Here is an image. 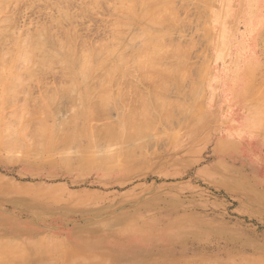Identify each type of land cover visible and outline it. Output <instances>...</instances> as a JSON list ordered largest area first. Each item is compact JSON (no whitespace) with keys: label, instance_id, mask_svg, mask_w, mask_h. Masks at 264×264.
Returning <instances> with one entry per match:
<instances>
[{"label":"rangeland","instance_id":"obj_1","mask_svg":"<svg viewBox=\"0 0 264 264\" xmlns=\"http://www.w3.org/2000/svg\"><path fill=\"white\" fill-rule=\"evenodd\" d=\"M57 1L0 0V34H8L6 39L5 35L1 39H5L3 46L0 44V69H3L0 70V134L17 131L13 149L0 146V252L10 247L11 253L21 250L25 256L17 254L18 258L12 259L6 251V256L0 255V264H70L67 255L83 249L91 250L93 256L102 260L101 264H264V137L256 122L264 115V95L260 97L261 92L264 94V0H175L174 4L180 7L176 9L175 5L180 24L177 22L174 25L178 24L177 27L166 32L164 26L141 23L137 0L136 8L132 0L128 8L124 7L126 3H118L122 0ZM138 14L140 20L136 19ZM129 16L134 21L127 20ZM58 20L63 22L56 24L54 21ZM144 24L152 26L146 29L148 26ZM134 26L136 34L131 33ZM156 30L163 32L155 34ZM116 31L119 35L115 36ZM160 35L165 36L162 39L166 45L170 44L167 47L174 44L179 51L182 48L188 52L187 58H182L188 67L187 82L170 92L171 97L183 100L186 106L179 111L184 113L176 108L175 115H171L175 117H169L166 123L161 112H155L157 107L151 105L154 111L149 112L150 121L158 119L147 130L155 132L157 138H152L154 134L146 130L151 140L142 138L143 135L142 139H127L129 146L126 139L122 140L126 145L120 141L115 145L116 139L107 142L103 130L106 121L112 119L110 122L118 124L125 115L139 113L143 98L139 88L147 95L149 104L152 102L154 107L158 104L149 98V82L143 81L142 72L130 64L133 67L127 66L126 75L117 71L113 74L117 83L108 90L113 105L110 103L107 108L111 116L107 109L103 113L95 107L96 116L91 122L88 115L93 110L86 106V101L93 98L98 106L100 100L97 94L89 95V83L96 90L105 80L107 69L98 65L101 58L111 55L104 56V50L115 51L111 47L118 41L115 47L118 49L112 54L119 53L118 59L129 57L130 60V56L132 59L143 48L141 42L146 37ZM140 36L145 39H139ZM26 38L27 43L46 41L45 51L50 52L45 53L50 58L44 64L38 52L32 61H22L24 65H21L20 53ZM110 39L115 40L114 46L108 42ZM62 43L70 44L73 53L65 52ZM139 46L142 47L138 49ZM135 47L138 51L131 52ZM81 51L91 53L94 58L88 65L86 81H91L88 83L84 75L78 74L81 59L76 57L78 62L69 59L80 57ZM95 54L100 58H95ZM114 55L106 62L109 66L102 63L105 68L116 66ZM55 61L60 62L57 65ZM95 67L102 70L94 71ZM30 69L33 72L29 73ZM23 74L32 76L27 78ZM65 74L73 76V81ZM20 75L27 79L22 80ZM69 79L75 85H69ZM195 83H202L201 88L195 85L202 89L197 95L193 93ZM66 84L76 88V93L71 87L61 91ZM13 96L14 103H8ZM69 108L82 117L71 113ZM154 114L157 117L153 118ZM16 117L21 118L19 123ZM67 119H76L79 124L61 125ZM9 121L11 124L4 125ZM128 122L124 120V132ZM75 124L81 125L82 131L77 129L82 138L75 140V136L71 138L75 141L69 143L64 140L63 132L72 134L71 127L74 130ZM60 125L72 126L61 128ZM90 126L98 132L88 135ZM29 132L33 134L27 135ZM35 140H39L37 144ZM132 141L144 147L140 145L138 150L139 145ZM96 142L104 149L97 148ZM64 146L69 147L68 157L63 155ZM125 149L132 151V157L109 165L95 159L97 151ZM120 236H124L121 241L116 239ZM14 242L17 244L13 245Z\"/></svg>","mask_w":264,"mask_h":264},{"label":"bare ground","instance_id":"obj_2","mask_svg":"<svg viewBox=\"0 0 264 264\" xmlns=\"http://www.w3.org/2000/svg\"><path fill=\"white\" fill-rule=\"evenodd\" d=\"M15 1V0H14ZM55 2H58L57 0H54ZM60 1V0H59ZM64 0H62L61 2H63ZM65 1H67V0H65ZM64 1V2H65ZM118 1H121V0H117V2ZM129 1L130 0H127V2H126V0L124 1V0H122L121 2H118L119 4L121 3V5H124V3H126V5H124V7H126V8H128V6H127V4H132L133 2V6L135 5V3L137 2V1H139L140 2V4L139 5H137L138 3H136V5L139 7V8H136L135 6H134V8H136V9H140L141 8V10H140V12H141V23H149V24H157V26L159 25L160 27L161 26H164V31L166 32V30L167 29H171L172 30V28L174 27V25L178 22V19H177V15H179L178 14V11L176 10V9H180V7L178 8L177 7V5H176V3L174 4V1L175 0H132L133 2H131V3H129ZM136 1V2H135ZM180 1V0H179ZM192 1V0H191ZM193 1H195L196 2V0H193ZM198 1H200V0H198ZM13 2V1H12ZM124 2V3H123ZM181 2V1H180ZM183 2H184V0H183ZM185 2H186V0H185ZM94 3H97V1L96 2H94ZM179 3V2H178ZM190 3H193V2H190ZM57 4V3H56ZM66 4V3H65ZM64 4V5H65ZM186 4V3H185ZM185 4H181L182 6L184 5L185 6ZM197 4V3H196ZM1 5V4H0ZM119 6L118 5V7H121L122 8V6ZM175 5H176V9H175ZM187 5H189V4H187ZM4 6V5H3ZM132 6V7H133ZM183 6V7H184ZM60 7H61V5H60ZM66 7V6H65ZM64 7V8H65ZM123 7V8H124ZM129 7H130V5H129ZM185 7H187V6H185ZM1 8V7H0ZM4 8H7V7H5L4 6ZM4 8L2 9V10H4ZM121 8H119L120 10H121ZM122 8V9H123ZM125 9V8H124ZM123 9V10H124ZM184 9H187V8H184ZM7 10V9H6ZM5 10V11H6ZM119 10V11H120ZM123 10H121V11H123ZM182 10V9H181ZM125 11V10H124ZM133 14H135V13H133ZM132 14V15H133ZM140 14V13H139ZM139 14H138V16H137V18L136 19H138L139 18ZM56 16V15H55ZM135 16H136V14L134 15V18H135ZM9 17H11V16H9ZM58 17H59V15H58ZM66 17V16H65ZM7 18H8V16H7ZM59 18H61V17H59ZM59 18H57V19H59ZM64 18V17H63ZM129 18H130V16H129ZM140 18H139V20H140ZM67 19V18H66ZM131 19H133L132 17L130 18V19H127V20H131ZM54 20H55V17H54ZM139 20H136L137 22L139 21ZM142 20L144 21V22H142ZM52 21H53V19H52ZM61 20H58V21H54V22H56V24H58L59 22H60ZM116 21V20H115ZM132 21H134V19L132 20ZM61 22H63V20L61 21ZM140 22V21H139ZM119 24V26H121L120 25V22L118 23ZM143 25L144 27L146 26H148L146 29H148L150 26H152V25ZM178 24H180V22H178ZM177 24V25H178ZM115 25V24H114ZM117 25V24H116ZM123 25H126V24H124L123 23ZM131 25V27H132V25L133 24H130ZM177 25L175 26V27H177ZM44 26V25H43ZM48 26V25H47ZM56 26V25H55ZM135 26H137L136 24H135ZM135 26H134V31H132L131 33H133V34H136L135 33ZM57 27V26H56ZM131 27H129V29H131ZM174 27V28H175ZM113 28V27H112ZM121 28H124V27H121ZM155 28H158V27H155ZM161 28H163V27H161ZM1 29V28H0ZM40 29V28H39ZM117 29H120L119 27L117 28ZM138 29V28H137ZM141 29V28H140ZM9 30V29H8ZM8 30H6V31H8ZM12 30V29H11ZM38 30V29H37ZM36 30V31H37ZM174 30V29H173ZM131 31V30H130ZM167 31H169V30H167ZM26 32H28V31H26ZM119 31H116V34H115V36L116 35H119V33H118ZM121 32V31H120ZM123 32V31H122ZM149 32V31H148ZM150 32H151V30H150ZM162 33L163 31H159L158 30V33ZM9 33V32H8ZM29 33V32H28ZM157 33V30H156V32H155V34H158ZM26 34V33H25ZM24 34V35H25ZM30 35H31V33H29ZM28 34V35H29ZM121 34V33H120ZM151 34V33H150ZM150 34H147V35H150ZM153 34V33H152ZM151 34V35H152ZM155 34H153V35H155ZM165 34V33H164ZM5 34H0V44L2 43L3 44V41L5 42V39H6V37H7V35H5ZM32 35H34L33 33H32ZM71 35H73V34H71ZM112 35H113V33H112ZM150 35V36H151ZM3 36L5 37V39L2 41L1 39H3ZM57 36V35H56ZM127 36V35H126ZM52 36L50 35V38H51ZM69 37V36H68ZM70 37H72L73 38V36H70ZM118 37V36H117ZM120 37V36H119ZM130 37V36H129ZM21 38V37H20ZM32 37H30V39H31ZM63 38V37H62ZM116 38V37H115ZM125 38V37H124ZM139 39L140 38H143L142 36H140V37H138ZM138 38H136V39H134L132 42L134 43V41L136 42V40H138ZM165 38V36H163V35H160L159 37H152V39H147V37H146V39H145V37L143 38V39H145V41L144 42H141V43H144L143 45V48L141 49V50H137V47H135V49H134V51L132 50L131 52H135V50H136V54L133 56V58L131 59V56H130V60H129V57H127V58H119L118 59V57L120 56V55H118V54H116V56L114 55V54H112V52L114 51L113 49H115V51L118 49V47H117V49L115 48L116 46H118L117 44H118V41H116L117 42V44H116V46H114L115 44L113 43V41H115V40H111L110 39V41H108L109 43L110 42H112L111 43V46H114V47H111L109 44H108V46L107 47H111L112 48V52L110 51V50H108V52H107V49L106 50H104L103 52V55L105 56L106 55V53H109V56L111 55H114V57L116 58V60L115 59H113V63H114V60L115 61H117V63H116V66L114 67H109V68H105V66L107 65V61L109 60V58L111 57H107L106 59H102L101 58V60L102 61H99V65L98 66H102V68H104V69H107L106 70V76H105V80L104 81H102L103 82V84H102V86H100L99 87V89L97 90H95L93 87H90V83H89V88L91 89L89 92H90V96L91 95H93V94H97L98 95V98H99V100H100V102L98 101V103H96V104H98V106L97 105H95V102H93L92 100H93V98H92V100H87L86 101V106L88 105V108L90 109V111H91V109L93 110V111H91L90 113H89V115H88V119L89 120H91V122H92V119H93V117H95L96 115H94V112H96V110H95V107H97V109L98 110H103V113H105L104 111V109H107L108 108V106L110 107V103H111V105H112V101H111V96H110V94H109V92H108V90L111 88V84L112 85H114L115 83H117V82H115L116 81V79L114 78V76H113V74L114 73H116V71H117V73L119 72L120 74H123V76H124V74L126 75L127 73L125 72L124 73V70H126V68H128L127 66H129L130 64L131 65H134L135 67L134 68H136L138 71H141L142 72V80L143 81H146V82H149V84L151 85H149L150 87H151V94H148V93H146V94H148L150 97V100L151 101H153V103H157L158 104V106L157 105H155V107L153 106V104H149V102L146 100V96L147 95H144V93H143V91L139 88V92H140V94H141V96L143 97V98H141V108H140V111H139V113H137L136 112V114H134V113H131L132 111H130V113L132 114V116L130 117V115H128L127 114V116L129 117H127L126 115V117L128 118H125V116H124V119L121 121V122H119L118 124L117 123H115L114 121H111L110 122V120H112V119H110L109 121H106L107 122V124L105 123V125H106V128H105V126H104V128H103V130L106 132L105 133V135H106V138H108L107 139V142L108 141H112V140H115L116 142H113L114 144L116 143L117 145L120 143V142H123L122 140H125V143L127 142V139H132L133 140V138H141L143 135V137L142 138H147V139H149V137H150V131H148L147 129L150 127V124H151V122L153 121L154 122V120H156V119H158V117L155 115L153 118H155V117H157L156 119H154V120H152V121H150L151 120V118H150V116H149V112H150V110H151V108L153 107V108H155L156 109V107H157V109L155 110V112L156 111H158V113L160 114V112H161V114H162V121H163V117L165 118V121H166V119H168L169 120V117H170V119L171 118H174L175 116H171V115H173L174 114V112H175V109L176 108H178L177 110L179 111V109H182L183 108V106H186V105H184V103H182V101L183 100H178L177 98H174V97H171L170 96V92H171V89L173 90L174 88H179L180 87V84L183 82H187V80L185 79V78H188L189 77V73H188V67H185V66H187V65H185V62L183 61V59H185V58H187V55H188V52L186 51H183L182 50V48H180L181 50L179 51V48H177V47H173V45L174 44H171L172 46L171 47H167V45L169 44H167L166 45V43H165V41L163 40V39ZM8 39V38H7ZM40 39V38H39ZM54 39H55V37H54ZM114 39V38H113ZM119 39H121V38H119ZM118 39V40H119ZM128 39V38H127ZM167 39V38H166ZM26 40V42L24 41V44H23V47H22V49L21 50H23V52L22 53H20L21 54V59H19V61H21L20 63H21V65L23 66L24 64H22V61H23V63H29L30 61H32L33 59V57H35V56H38L37 55V53L39 52V56L41 57L40 58V61L41 62H43V64H44V61L47 59V58H50L49 57V55H48V53H45V52H50V51H45V50H47V49H45V44L44 43H46V41L44 42V41H34V42H32V43H27V42H29L28 40V38H26L25 39ZM42 40H44V39H42ZM51 41H52V39H50ZM58 40H60V38H58ZM62 40V39H61ZM60 40V41H61ZM122 41V40H121ZM124 41V40H123ZM122 41V42H123ZM127 41V40H126ZM48 42V41H47ZM131 42V41H130ZM15 43V42H14ZM124 43V42H123ZM138 43V42H137ZM140 43V44H141ZM1 44V45H2ZM18 44V43H17ZM48 44V43H47ZM106 44V43H105ZM104 44V45H105ZM113 44V45H112ZM125 44V43H124ZM124 44H123V46H124ZM9 45V44H8ZM122 45V44H121ZM136 45V44H135ZM137 45H139V44H137ZM170 45V44H169ZM3 46V45H2ZM6 46V45H5ZM55 46V45H54ZM60 46H61V48L63 49V50H65V52H69V53H73L72 51H73V48L71 49V45L70 44H68V43H62V44H60ZM126 46V45H125ZM175 46H176V44H175ZM9 47V46H8ZM55 47H57V45L55 46ZM102 47L103 46H101L100 47V51H101V49H102ZM119 47H121V46H119ZM140 47H142V46H139L138 47V49L140 48ZM4 48V47H3ZM11 48V51H13L12 50V48L13 47H10ZM60 48V47H59ZM58 48V49H59ZM110 48V49H111ZM166 48H169V50H170V48H172V51L170 50V52H169V50L167 51L166 50ZM8 49V48H7ZM61 49V50H62ZM120 49V48H119ZM124 49V48H123ZM5 49H3V51H4ZM70 50H71V52H70ZM82 50V49H81ZM120 50H122V48L120 49ZM3 51H1V52H3ZM97 51H99V50H97ZM97 51H96V53H97ZM99 51V52H100ZM114 51V52H115ZM123 51V50H122ZM63 52V51H62ZM64 52V53H65ZM94 52V51H93ZM113 52V53H114ZM52 54H55L54 52H51ZM51 53H50V55H51ZM76 53V52H75ZM82 54V55H80V54ZM78 54L80 55V57L79 56H75V58H73V57H71V58H69V59H71L70 61H72V59H75L74 60V62L75 61H79V59L78 58H80L81 59V62L79 61V66L80 67H78L79 68V70L77 69V68H74V69H77L78 71H80V73H78L79 75L81 74V76H83V77H85V83L88 81V79H87V81H86V75H87V73H88V71H89V69L88 68H90V67H88V65H90L91 63H92V60L94 59L92 56H91V53L90 54H86V53H83V51H81V52H79ZM98 54V53H97ZM95 54V58H97L98 57V55L99 56H101L100 54ZM131 53H129V54H125V55H130ZM4 55V57H5V55H7V54H3ZM10 55V54H9ZM46 55H48V57L46 56ZM73 55V54H72ZM76 55V54H75ZM133 55V54H132ZM71 56V55H70ZM122 56V55H121ZM76 57H78L77 59L78 60H76ZM122 57H124V55L122 56ZM59 58V57H58ZM100 57H98L97 59H99ZM183 58V59H182ZM56 59V58H55ZM54 59V60H55ZM112 59V58H111ZM110 59V60H111ZM175 59V60H174ZM49 60L50 59H48V61L47 62H49ZM188 60V59H187ZM51 61H53L52 59H51ZM95 61V63H96V59L94 60ZM35 62H37V61H35ZM34 62V63H35ZM60 62V61H59ZM59 62H57V61H55V63L58 65V63ZM14 63V62H13ZM33 63V64H34ZM40 63V62H39ZM67 63V62H66ZM102 63H105L104 65H102ZM56 64L54 65V66H56ZM69 64V63H68ZM75 64V63H74ZM29 65V64H28ZM76 65V64H75ZM94 65V64H93ZM92 65V66H93ZM35 66V65H34ZM33 66V67H34ZM104 66V67H103ZM107 66H109V65H107ZM106 66V67H107ZM17 67V66H16ZM15 67V70L17 69ZM39 67H41V65H39ZM75 67H77V66H75ZM129 67H133V66H129ZM2 68V67H1ZM30 68H32V66L30 67ZM96 69L94 70V71H99V69L101 68H97V67H95ZM187 68V69H186ZM22 69V68H21ZM0 70H3V69H0ZM18 70V69H17ZM67 71H68V69H66ZM66 70H64V71H66ZM102 69H100V71H101ZM129 70V69H128ZM38 71V70H37ZM66 71V72H67ZM2 72V71H1ZM5 72V71H4ZM31 72H33V70L31 71V69H30V72L29 73H31ZM35 72V71H34ZM66 72H64V73H66ZM69 72V71H68ZM196 72V71H195ZM3 73V72H2ZM36 73V72H35ZM34 73V74H35ZM38 73H39V71H38ZM94 73V72H93ZM187 73H188V76H187ZM37 74V73H36ZM68 75L70 74V73H67ZM119 74V75H120ZM199 74V73H198ZM25 74H23V76H24ZM64 75V74H63ZM66 75V74H65ZM93 75V74H92ZM116 75V74H115ZM0 76H1V78H2V75L0 74ZM21 76V75H20ZM23 76H21V78H22V80H25V78L23 77ZM25 76H27V75H25ZM30 76H32V75H30ZM30 76H27V78L28 77H30ZM67 76V75H66ZM71 76V75H70ZM70 76H67L68 78H70ZM104 76V75H103ZM103 76H101V79H102V77ZM187 76V77H186ZM191 76V75H190ZM9 77V76H8ZM82 77V78H83ZM117 77H119L118 76V74H117ZM20 77L18 76V79H19ZM24 78V79H23ZM26 78V79H27ZM73 76L70 78L72 81H73ZM87 78H89V77H87ZM91 78V77H90ZM89 78V79H90ZM124 78V77H123ZM15 79H16V77H15ZM17 79V80H18ZM70 79H69V81H70ZM91 79H93V78H91ZM97 79V78H96ZM186 81H185V80ZM9 80V79H8ZM35 80V79H34ZM34 80H32V81H30V82H33ZM83 80V81H84ZM95 80V79H94ZM103 80V79H102ZM12 81V80H11ZM13 81H15L16 82V80H13ZM19 82H20V80H18ZM72 81H70V82H68V83H70L69 85H75V83L73 82L72 83ZM80 81H81V79H80ZM82 82V81H81ZM88 82H91V81H88ZM87 82V83H88ZM92 82H93V80H92ZM100 80L97 82V84L98 85H100ZM115 82V83H114ZM190 82V81H189ZM200 82V81H199ZM21 83H22V81H21ZM83 83V82H82ZM85 83H83V84H85ZM96 83V82H95ZM184 83V84H185ZM92 84V83H91ZM188 84H190V85H192V83L190 82V83H188ZM188 84H186V85H188ZM201 84L202 83H199V84H197V83H195L192 87H194L195 85L196 86H198V87H200L201 88ZM19 85V84H18ZM22 85V84H21ZM20 85V87H22ZM68 84H66V86L64 85L63 87H61V89L63 88L64 89V91H65V89H67V88H69V87H71V86H69ZM95 85V84H94ZM93 85V86H94ZM186 85H184V87L186 86ZM200 85V86H199ZM25 86V85H24ZM27 86V85H26ZM183 86V85H182ZM181 86V87H182ZM195 86V88L193 89L192 87V89L193 90H195V92L193 91V93L195 94V95H197L199 92V89L197 88ZM202 86H204V84L202 85ZM8 87H9V85H8ZM28 87V86H27ZM26 87V88H27ZM81 87V86H80ZM150 87H148L147 89H149ZM11 88V87H10ZM25 88V87H24ZM30 88V87H29ZM72 89H73V87H71ZM75 88V87H74ZM189 88H190V86H189ZM18 89H20V88H18ZM58 89H60V87L58 88ZM60 89V90H61ZM63 89L61 90V91H63ZM76 89V88H75ZM75 89H73L75 92H74V94L76 93V90ZM16 90V89H15ZM28 90V89H27ZM68 90V89H67ZM66 90V91H67ZM143 90H146V89H143ZM185 90V89H184ZM201 91H202V89H200ZM65 91V92H66ZM82 91V90H81ZM117 91H119V89L117 90ZM120 91H121V88H120ZM119 91V92H120ZM149 91H150V89H149ZM197 91V92H196ZM15 92V91H14ZM24 92V91H23ZM84 92V91H83ZM122 92H123V90H122ZM188 93H189V91H187ZM190 92H191V89H190ZM110 93H112V91L110 90ZM137 93V92H136ZM175 93V92H174ZM182 93V92H181ZM192 92H191V95H194ZM201 93V92H200ZM15 94V93H14ZM108 94H109V97H108ZM171 94H173V93H171ZM177 93H175V95H176ZM180 94V93H179ZM100 95V96H99ZM264 94L261 92V95H260V97H262ZM115 96V95H114ZM183 96V95H182ZM77 97H78V95H77ZM77 97L75 98V99H77ZM9 98V97H8ZM13 99H11V97L9 98L10 99V102H8V101H6L5 100V103L6 102H8V103H10L11 104V102H13V101H11V100H14L15 99V97L13 96L12 97ZM83 98V97H82ZM90 98V97H89ZM96 98V97H95ZM94 98V99H95ZM124 98V97H123ZM189 98V97H188ZM188 98H187V100H188ZM8 99V100H9ZM18 99V98H17ZM79 99V98H78ZM28 100V99H27ZM84 100V99H83ZM113 100H114V98H113ZM16 101V100H15ZM78 101V100H77ZM79 102V101H78ZM114 102H115V100H114ZM123 102V101H122ZM188 102V101H187ZM14 103V102H13ZM16 103V102H15ZM27 103H28V101H27ZM264 103V102H263ZM25 104V103H24ZM118 104V103H117ZM152 105V107H150ZM91 108H90V107ZM113 106V105H112ZM118 105H116V107H117ZM140 106V105H139ZM26 107V106H25ZM29 107V106H28ZM28 107H26V108H28ZM77 107H79V106H77ZM120 107H121V105H120ZM119 107V108H120ZM20 108V107H19ZM72 108V107H71ZM71 108H69V110L71 109ZM74 108V107H73ZM72 108V109H73ZM80 108V107H79ZM21 110H22V107L20 108ZM72 109H71V113H74V111L72 112ZM75 109V108H74ZM185 109V108H184ZM190 110V108L189 107H187V110ZM28 110V109H27ZM64 110H68V107H67V109H64ZM95 110V111H94ZM108 110V109H107ZM118 110V109H117ZM119 110H121V108L119 109ZM172 110H174L173 112H172ZM177 110H176V112H177ZM187 110H185V113H187ZM109 111V113H108V115L110 114V110H108ZM151 111H154V109L153 110H151ZM181 111V110H180ZM179 111V112H180ZM184 111V110H183ZM183 111H181V113L183 112ZM19 112H20V116H21V112L22 111H20L19 110ZM24 112V111H23ZM124 112V111H123ZM175 112V113H176ZM14 113V112H13ZM13 113H12V115H13ZM60 113V112H59ZM61 113H62V111H61ZM68 113H70V112H68ZM76 113H78L77 111L74 113V114H76ZM80 114H82V111H80L79 112ZM121 113V112H120ZM140 113H141V117H140ZM152 113V112H151ZM154 113V112H153ZM173 113V114H172ZM184 113V112H183ZM28 114H30V113H28ZM97 114V113H96ZM99 114V113H98ZM125 114V113H124ZM134 114V115H133ZM15 115V114H14ZM16 115H17V113H16ZM71 115V114H70ZM77 115V114H76ZM107 115V116H108ZM117 115V114H116ZM122 115V114H121ZM175 115V114H174ZM27 116V115H26ZM30 116V115H29ZM65 116V115H64ZM64 116H61L62 118H64ZM66 116H68V115H66ZM77 116H79V118L80 117H82V116H80L79 114L77 115ZM109 116H111V114L109 115ZM149 116V117H148ZM17 117H18V115H17ZM16 117V119L18 120V123H19V120L21 119L20 117V119H18ZM119 117V116H118ZM121 117V116H120ZM106 118V117H105ZM109 118V117H108ZM138 118H141V119H138ZM149 118V119H148ZM3 119H5V118H3ZM47 119V118H46ZM61 119V118H60ZM99 119H101V117L99 118ZM102 119H103V117H102ZM120 119V118H119ZM254 119V118H253ZM13 120V119H12ZM17 120H16V122L15 123H17ZM84 120V119H83ZM108 120V119H107ZM124 120H127V122L128 121H130V123H129V127H128V124H127V129H126V131L124 132ZM160 120H161V118H160ZM248 120H250V119H248ZM14 121V120H13ZM41 121V120H40ZM58 121H60V120H58ZM58 121H57V124H58ZM63 121V120H62ZM62 121H60V122H62ZM95 121H97L96 119H95ZM94 121V123H96ZM103 121H104V119H103ZM116 121H118V120H116ZM157 121H159V120H157ZM251 121H253V120H251ZM11 122L12 121H9V122H6L4 125H6L7 123H9V124H11ZM24 122V121H23ZM77 123V124H79V121L78 120H76V119H67V121H65L64 122V124L63 123H61V125H65V123L66 124H74V123ZM84 122H85V120H84ZM105 122V121H104ZM114 122V123H113ZM164 122V121H163ZM254 123H255V121H253ZM256 122L259 124V126H261V128H260V131H261V134H262V136L264 137V115L263 116H261L260 118H257V120H256ZM2 122H0V124H1ZM22 123V122H21ZM99 123V122H98ZM166 123H168V121H166ZM77 124H75V125H77ZM157 124V123H156ZM4 125H3V127H4ZM14 125V124H13ZM19 126V124H16V126ZM61 125H60V127H61ZM72 125H67L68 126V128L70 127V126H72ZM74 125V127H73V129L75 130H72V127H71V131H73L72 132V134H70L71 132H68V131H66V132H68L69 134H67V133H64L63 132V134L65 135V138H64V140H67V142H69V140L71 141L72 139H73V137H75L74 139L76 140L77 139V137H79L80 139L82 138V137H80L81 135H79V134H82V133H79L78 131H80L81 130V125H77V126H75ZM17 126V127H18ZM57 126V125H56ZM66 126V127H67ZM83 126V125H82ZM11 126H9V127H7V128H10ZM60 127L58 128V130L60 129ZM63 127V126H62ZM61 127V128H62ZM65 127V126H64ZM63 127V128H64ZM65 127V128H66ZM77 127H78V129L80 128V130H78L77 129ZM7 128H6V130H7ZM11 128H13V126L11 127ZM55 128V127H54ZM76 128V129H75ZM90 128V130H88V131H86L87 133H88V135L90 134V135H92L93 133H94V131H96V129L93 131V128H92V126H90L89 127ZM22 129V128H21ZM10 130V129H9ZM15 130V129H14ZM14 130L13 131H8V132H6V131H4L3 133H1L0 134V146H2L4 149L6 148V149H9V151L11 150V149H13L15 146H16V140H15V137L13 138V136H16L15 134L17 133V131L16 132H14ZM62 129H60L59 131H61ZM84 130V129H83ZM85 130H87V128L85 129ZM146 130L149 132V134H148V136L145 134V132H146ZM82 131V130H81ZM80 131V132H81ZM101 130H99V132H100ZM14 132V133H13ZM58 132V131H57ZM78 132V133H77ZM96 132H98V129H97V131ZM147 132V133H148ZM13 133V134H12ZM22 133H24V132H22ZM101 133V132H100ZM99 133V134H100ZM32 135L33 133H27V135ZM62 134V133H57V135L58 136H60V135ZM67 134V135H66ZM77 134L79 135V136H77ZM97 134V133H96ZM101 134H103V133H101ZM151 134H154V136H152L151 135V137L153 138V137H155L157 134L155 133V132H152ZM21 135V134H20ZM37 135V134H36ZM35 135V136H36ZM56 135V134H55ZM56 135V137L54 138V141H56L57 139H58V136ZM69 135V136H68ZM145 135H146V137H145ZM68 136V137H67ZM26 137H28V136H26ZM62 137V136H61ZM67 137V138H66ZM89 137V136H88ZM158 137H159V135H158ZM29 138V137H28ZM72 138V139H71ZM141 138V139H142ZM155 138H157V137H155ZM26 139V138H25ZM30 139V138H29ZM35 139V138H34ZM99 139V138H98ZM27 140V139H26ZM75 140H72V141H75ZM90 140V139H89ZM93 139H91V141H92ZM95 140H97V139H95ZM104 140V139H103ZM149 140H151V139H149ZM39 141V140H38ZM38 141H36L35 140V144H37V142ZM100 141V140H99ZM105 141V140H104ZM120 141V142H119ZM103 142V141H102ZM118 142V143H117ZM133 142V141H132ZM150 142V141H149ZM264 142V141H263ZM70 143V142H69ZM73 143V142H72ZM90 143V142H89ZM97 143V142H96ZM95 143V144H96ZM110 143V142H109ZM128 143V142H127ZM126 143V144H127ZM129 143L131 144V141H129ZM141 143V142H140ZM143 143V142H142ZM19 144H20V142H19ZM92 144V143H91ZM93 144H94V141H93ZM115 144V145H116ZM123 144H124V142H123ZM126 144H124V145H126ZM133 144H136V142L134 141L133 142ZM139 146H138V145ZM137 146H138V150L140 149L141 150V148H140V145H142V144H139V142H137ZM73 145V144H72ZM77 145V144H76ZM97 145H98V147L97 148H101V147H103L100 143L98 144L97 143ZM99 145H101V146H99ZM110 145V144H109ZM128 145V144H127ZM148 145V144H147ZM23 146V145H22ZM37 146H39V145H37ZM58 146V145H57ZM94 146V145H93ZM112 146H114L113 144H112ZM129 146V145H128ZM135 146V145H134ZM137 146H135V147H137ZM143 146V145H142ZM141 146V147H142ZM24 147H25V145H24ZM23 147V148H24ZM35 147V146H34ZM64 147H66V146H64ZM106 147V146H105ZM109 147V146H108ZM108 147H106V148H108ZM132 147V146H131ZM144 147V146H143ZM142 147V148H143ZM20 148H21V146H20ZM22 148V149H23ZM30 148V147H29ZM93 148V147H92ZM95 148V147H94ZM93 148V149H94ZM97 148H95V149H97ZM34 149V148H33ZM103 149H104V147H103ZM120 149V148H119ZM124 149V148H123ZM136 149V148H135ZM1 150V149H0ZM72 150V149H71ZM36 151L37 150H35V153H36ZM69 147H66V150H65V152H64V157H68L69 156ZM73 151V150H72ZM96 150H94V152H95ZM93 152V153H94ZM41 153V152H40ZM37 154V153H36ZM96 156H95V159L96 160H99V161H103V162H105V163H108V165L109 164H112V163H115L118 159H125V158H128V157H132V156H130V155H132L133 153H132V151L130 150V149H125V150H122V151H112V150H104V152L103 151H97L96 153H94ZM64 161H67V160H65V159H63ZM70 160V159H69ZM103 164V163H102ZM132 229H134L133 227H131ZM124 236H120V237H118V238H116L117 240H119V241H121V240H123L122 238H123ZM40 238V237H39ZM83 238V237H82ZM36 241V240H35ZM51 241V240H50ZM55 241V240H54ZM88 241V240H87ZM7 242V241H6ZM13 242V241H12ZM37 242H38V240H37ZM46 242H47V244L49 243V241L46 239ZM77 242V241H76ZM100 242V241H99ZM117 242V241H116ZM115 242V243H116ZM29 243V242H28ZM34 243V242H33ZM32 243V244H33ZM52 243V242H51ZM15 244H17V243H13V245H15ZM189 244V243H188ZM28 245V244H27ZM97 245V244H96ZM100 246V245H99ZM103 246V245H102ZM106 247V246H105ZM108 247V246H107ZM0 249H2V246H0ZM6 249H8V250H6ZM4 251H2V253L0 252V255H4V256H6V251H8V255L7 256H9L10 255V250H11V248L10 247H8V248H6ZM52 249V248H51ZM138 250V249H137ZM19 251H21V250H19ZM19 251H14L13 253H16V254H13V253H11V255L13 254V255H15V256H9V257H11L12 259H13V257L15 258V257H17L18 258V256H16L17 254H19V257L21 256L22 258L23 257H25L24 255H23V253L22 252H19ZM48 251L49 252H51L52 250H49L48 249ZM18 252V253H17ZM23 255H21V254ZM61 255H63V254H61ZM4 256H2V257H4ZM64 256H65V254H64ZM1 257V256H0ZM100 257V256H99ZM2 259V258H1ZM60 259H62V256H61V258ZM67 260H68V262L70 263V264H101L102 263V260H98V258H96L95 256H93L92 255V253H91V250H84L83 249V251H73V252H70L68 255H67V258H66ZM51 261V260H50ZM0 262H1V260H0ZM60 262H61V260H60ZM104 262H106L105 260H104ZM109 262V261H108ZM66 264V263H65Z\"/></svg>","mask_w":264,"mask_h":264}]
</instances>
